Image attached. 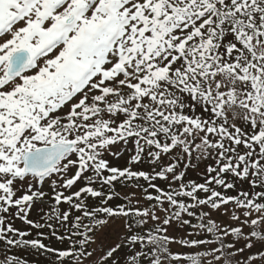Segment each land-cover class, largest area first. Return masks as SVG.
I'll return each instance as SVG.
<instances>
[{
	"label": "trees",
	"instance_id": "trees-1",
	"mask_svg": "<svg viewBox=\"0 0 264 264\" xmlns=\"http://www.w3.org/2000/svg\"><path fill=\"white\" fill-rule=\"evenodd\" d=\"M142 6L160 17L144 28L135 47L136 97L117 93L114 111L80 108L75 114L83 129L72 140L85 156L76 191L45 190L51 202L30 210L0 188V264L87 262L99 230L114 221L123 222L125 235L95 264H264L262 217L224 222L212 215L226 205L264 209V180L256 170L264 159V52L258 48L264 45V0H149ZM220 74L247 80L239 89H247L253 103H242L237 90L220 85ZM22 103L13 115L31 114L30 103ZM239 107L243 112L234 123L229 109ZM112 114L122 119L114 124ZM11 115H0V160L19 127L31 123L26 117L14 124ZM241 127L257 157L241 149ZM198 133L217 146L216 164L205 175L196 160L191 164ZM63 135L52 127L40 133V145ZM186 135L192 142L183 148ZM114 137L133 146L118 164L97 154ZM231 151H239L237 157ZM248 155L252 159L245 161ZM16 214L24 225H17ZM173 225L177 241L189 250L173 248Z\"/></svg>",
	"mask_w": 264,
	"mask_h": 264
},
{
	"label": "rangeland",
	"instance_id": "rangeland-1",
	"mask_svg": "<svg viewBox=\"0 0 264 264\" xmlns=\"http://www.w3.org/2000/svg\"><path fill=\"white\" fill-rule=\"evenodd\" d=\"M148 1L0 0V115L11 111L10 118L14 124L27 120L26 117H30L28 121L31 122L24 130L19 127V135L16 133L13 137L16 138L14 144L2 149L1 154H5V158L0 160V188L18 204H26L25 209L27 206L30 210L34 209L38 203L48 205L51 197H43L45 190H56L64 195L76 191L80 184L77 175L83 166L81 161L85 160L84 153L76 145L48 174L39 177L23 173L21 157L26 150L42 146L40 133L52 127L61 128L65 135L53 138L50 142H70L77 131L83 129L74 121L80 108L84 111L90 108L101 114L113 110L115 105L112 96L117 93L136 97L135 79L138 71L134 65L138 56H135V47L144 28L160 17L159 11L144 9L142 4ZM69 20L71 22L67 23ZM21 47L28 48L33 59L21 74L9 77V58ZM258 48L264 52L263 44L258 45ZM217 79L220 80V85L225 84L227 91L237 90L242 103H253L251 99L254 98L248 95L247 89H239L247 80H225L222 74ZM108 91L110 93L106 95ZM223 96L227 97L226 94ZM23 100L30 103L31 108L28 109L31 114H22L21 111L20 115H13L14 107L22 108ZM242 112L241 107L236 112L229 109L234 123ZM110 118L112 123L117 124L122 116L112 114ZM1 125L2 120L0 127ZM245 131L247 128L241 127L238 136L241 149L249 151L253 158L257 157L258 153L253 154L252 151L255 145L246 141ZM199 134L194 138L197 143L192 151L191 164L196 160L199 164L196 167L198 173L205 175V171L216 164L217 146H213ZM106 140V143L99 145L97 154L112 164L120 163L132 152V142L126 138ZM191 142L190 135L181 140L183 148L188 147ZM238 152L234 151L232 155L237 157ZM251 156L248 155L244 160H251ZM182 158L185 163L190 161L189 155ZM256 170L257 178L264 180V159L259 161ZM241 184L244 183L241 181ZM132 198L137 197L132 194ZM137 200L140 201L139 198ZM19 211L22 212L21 209ZM212 212V215L224 222L227 219L229 222H238L239 217L253 219L260 216L264 219V209L258 211L226 205L213 208ZM15 216L17 225L25 224L22 215ZM159 220L164 223L162 213ZM175 226L169 227L173 248L189 250L190 246L183 248L184 244L177 241ZM125 232L123 222L114 221L105 225L98 232L94 253L87 262L81 264L103 261L107 252L115 249L123 239Z\"/></svg>",
	"mask_w": 264,
	"mask_h": 264
},
{
	"label": "water",
	"instance_id": "water-1",
	"mask_svg": "<svg viewBox=\"0 0 264 264\" xmlns=\"http://www.w3.org/2000/svg\"><path fill=\"white\" fill-rule=\"evenodd\" d=\"M31 60L32 55L28 49L21 48L15 51L10 57L7 69L8 76L19 75ZM73 147V142H59L32 151H26L22 156L23 171L39 175L45 174L51 171Z\"/></svg>",
	"mask_w": 264,
	"mask_h": 264
}]
</instances>
